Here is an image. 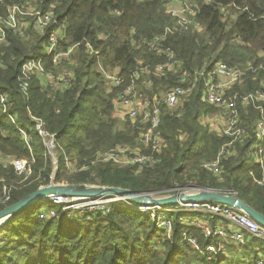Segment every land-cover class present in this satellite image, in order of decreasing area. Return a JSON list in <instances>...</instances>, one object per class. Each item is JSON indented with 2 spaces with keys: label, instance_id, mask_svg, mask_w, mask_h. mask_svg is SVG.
<instances>
[{
  "label": "trees",
  "instance_id": "trees-1",
  "mask_svg": "<svg viewBox=\"0 0 264 264\" xmlns=\"http://www.w3.org/2000/svg\"><path fill=\"white\" fill-rule=\"evenodd\" d=\"M27 1H36L37 7L43 10L52 7L59 22L67 24L61 48L73 44L77 48L71 56L73 64L55 65L44 52V42L53 26L45 36L29 31L22 37L9 31L7 41L0 46V90L10 95V111L18 122L15 125L0 110V151L18 159L30 158L33 170L25 179L12 165L6 168V163L0 162V211L52 180L54 160L45 138L37 131L34 116L42 119L45 130L55 136L56 152L64 153V163L58 162L56 182L115 186L158 195L193 184L231 191L264 214V185L254 179L261 178L260 167L251 163L245 169V179L239 180L240 171L249 159L248 150L255 135L253 123L259 114L251 105H239L243 120L240 127L245 133L233 142L236 154L222 161L219 175L205 170L202 164L215 159L220 148L234 138L210 131L200 123L202 115L213 107L202 100L201 90L184 99L187 100L184 109L183 106L178 110L162 106L160 130L166 144L156 156L154 167L139 169L95 162L96 154L102 150L121 143L136 144L140 129L138 123L121 121L114 115L116 91L109 90L100 69L91 76V65L93 62L98 65L99 57L106 68V65L119 66L126 79L139 67L140 59L150 66L162 63L164 57L144 46L134 48L131 38L152 39L164 34L163 43L176 53L189 72L209 71L218 61H224L250 68L236 90H259L264 82V0H196L197 14L193 20L201 29L194 24L178 29L177 18L167 11L169 0H4L7 5ZM3 11L0 1V12ZM174 27L166 33L167 28ZM86 42L98 54H89ZM39 58L56 74L61 73L57 69L63 65L71 66L75 78L70 87L60 91L34 79L29 96H24L18 84L22 65ZM168 84L175 83L156 79L153 88L144 92L153 97ZM19 127L32 138V150L25 144ZM67 160L75 171H69ZM5 185L11 200L2 204ZM131 203L134 206L117 202L108 205L107 210L80 212L84 216L82 221L67 218L61 206L53 207L54 217H35L37 208L44 209L43 204H35L20 212L21 217H26L25 222L20 221L9 230L7 237H0V264H233L225 255L209 259L190 242H179L182 235L195 238L201 250L220 242V237H205L203 228L193 225L191 220L184 224L183 219L188 216L204 218L205 213L182 208L168 213L173 219L176 244L166 239L163 246L155 249L151 244L159 234H165V229L155 228V221L137 210L136 202ZM209 217L213 225L220 219L216 215ZM255 240L251 241L253 246L258 245ZM227 248L231 252L248 249L237 244H229ZM256 259L255 255L249 264Z\"/></svg>",
  "mask_w": 264,
  "mask_h": 264
},
{
  "label": "built area",
  "instance_id": "built-area-1",
  "mask_svg": "<svg viewBox=\"0 0 264 264\" xmlns=\"http://www.w3.org/2000/svg\"><path fill=\"white\" fill-rule=\"evenodd\" d=\"M0 1L4 5V11L0 12V46L7 41V33L9 31L19 36H24L27 29L32 27L39 34L43 33L45 36L49 28L53 26L49 32L48 39L44 42L46 56H49L55 65L62 62L73 64L71 56L73 50L77 48V44L70 45L66 49L61 48V44L66 38L67 24L59 22L52 7L48 10H43L31 1L12 5L5 4L4 0ZM196 7V0H184L183 8L177 9L170 6L167 8V11L177 18L176 27L178 29H180L179 26L186 28L192 24L196 25L197 29H201V25L193 20V16L197 14ZM115 12L117 14L120 13L119 11ZM173 29L175 27L167 28L166 33L172 32ZM132 33H135L134 30ZM164 37L165 35L163 34L152 39L143 37L139 39L131 38V45L134 48L137 49L144 46L150 52L164 57L162 63L150 66L140 59L138 60L139 67L132 71L129 79L121 75L120 69H116L114 72L108 71V69L101 70L105 82L116 91L113 99L114 115L120 120L124 119L130 120L132 123H138L140 136L138 138V146L119 145L102 150L96 154L95 162H112L119 166H139L140 168L154 167L157 163L156 156L166 144L160 130L162 106L178 110L182 99L190 97L195 89V85L199 83L201 84L202 100L214 108L222 110V116L219 118V121L224 128L214 132L234 138L233 141L220 148L215 159L203 162L202 167L214 175H219L222 161L236 154L233 142L245 133V130L240 127L243 120L240 116L239 105H251L259 114L253 123L255 135L254 142L248 150V158L252 163L260 167L262 176L261 178L255 177L254 179L258 184L264 185V82L261 84V89L256 91L241 92L236 90V86L242 83L243 75L250 68L245 69L242 66H232L224 61H218L209 71L198 70L189 72L176 53L163 43ZM86 48L89 53L95 52L94 47L89 42H86ZM95 54H98V51ZM166 76L173 77L175 85L168 86L169 88L164 93L161 90L162 93H159V95L155 94L153 97L145 94L143 89H152L156 79H163ZM74 78L73 71L64 70L60 74H56L51 69H47L44 60L39 58L24 62L18 76V84L23 95L29 96L34 79L41 80L42 84H48L52 89L65 91L70 87ZM7 95L9 99H7ZM0 97L1 107L4 104L10 106L9 94L0 92ZM41 123L37 126L38 133L45 138V143L50 150L55 149V136L45 130L43 122ZM19 130L24 137L25 144L32 150V138L25 129L19 127ZM1 161L12 165L16 173L19 176H24L25 179L29 178L33 172L30 160V162H27L0 152ZM66 165L69 171H75L69 162ZM81 169H84V167ZM177 192H182V187H176L171 193L160 196L167 197ZM2 193L3 199L1 203L7 204L11 200L10 190L7 185L3 187ZM222 193L235 196L231 191ZM44 199L48 200L46 201L48 204L62 206L65 212L70 213L75 211L73 209L74 204H81L82 207L78 209H85L86 211L107 210L106 205H112L117 202H125L128 205L134 206L131 203L134 201L113 196L96 199L88 198L86 200V198L68 195H50ZM77 200H80V202H77ZM100 205L104 208H100ZM178 205L177 207H173L138 204L136 209L142 213H145V209L151 211L149 216L155 221L157 228L165 229L164 235L171 232L169 226L163 224L165 216L170 215L168 213L177 210V208L199 212H202L201 210H208L211 215L219 216L225 222H218L216 225H213L211 217L208 216L206 221L198 223L197 226L203 228L205 237L212 239L220 237V242L218 244H210L204 250H201L197 246L195 238L185 237L182 243L190 242L201 252L207 254L209 259H212L214 255L226 253L223 244L225 246L229 244L242 245L256 253L257 259L253 264H264V257L260 256L261 252L264 253V226L252 219L247 213L228 205L207 201H191ZM160 215H164V217ZM171 221L173 222V219ZM253 239L259 240L263 245L253 246L251 244ZM167 240L171 243L174 242V238L172 239L171 236Z\"/></svg>",
  "mask_w": 264,
  "mask_h": 264
},
{
  "label": "rangeland",
  "instance_id": "rangeland-1",
  "mask_svg": "<svg viewBox=\"0 0 264 264\" xmlns=\"http://www.w3.org/2000/svg\"><path fill=\"white\" fill-rule=\"evenodd\" d=\"M34 4H36V1H32ZM183 4H184V0H169L168 1V5H167V8H169L170 6L173 8H177V9H180V8H183ZM232 17H234V16H232ZM29 31H33V32H36L38 35H43V33L42 34H39L37 31H35L32 27H30L29 29H27V32H26V34L29 32ZM25 34V35H26ZM24 35V36H25ZM23 37V36H22ZM95 49V48H94ZM75 50H76V48L73 50V53L75 52ZM97 51H96V49H95V52L94 53H89V54H95ZM72 53V54H73ZM99 60H101V61H98L99 62V64L97 65L95 62H93V64L91 65V76L92 75H94L96 72H97V70H99L100 69V71L103 69H108V71H112V72H114L116 69H120V67L119 66H116V67H114V66H112V65H106L108 68H106L105 67V65L103 64V61H102V58H100L99 57ZM46 64V63H45ZM99 66V67H98ZM46 67H47V65H46ZM67 68V69H66ZM47 69H49V68H47ZM64 70H73L72 69V67L71 66H65V65H63L62 66V68L60 67L59 69H57V73H59V72H62V71H64ZM165 79H167V80H171V82H173V83H175L174 82V80L172 79V78H170V76L168 77V76H166L165 77ZM172 85H175V84H168L167 86H165L163 89L164 90H162L163 91V93H164V91L167 89V88H169V87H171ZM169 86V87H168ZM109 87V86H108ZM167 87V88H166ZM111 89V87H109V90ZM200 90H201V86H200V84L199 83H197L196 85H195V89H194V91L192 92V94L194 95L197 91H199L200 92ZM143 91H144V89H143ZM162 91H160V93H162ZM0 92H3V91H1L0 90ZM7 93V92H6ZM8 94V93H7ZM159 95V94H158ZM10 96V95H9ZM192 96V95H191ZM7 99H9V97H8V95H7ZM185 99V97L182 99V101H181V107L183 106V109H184V105L183 104H185L184 102H186L187 100H188V98H187V100L185 101L184 100ZM0 101H1V97H0ZM11 106H12V104H10V106H7V104H4V106L3 107H1L0 106V110H1V112L3 113V114H5V115H7V116H9L11 119H12V122L15 124V125H17L18 126V122H17V118L15 117V115H12L11 114V111H10V108H11ZM211 107V106H210ZM212 108V110L210 111V112H207V113H205V114H203L202 115V117L200 118V123H202L203 124V122H205V124H203L204 125V127L205 128H207L208 130H210V131H219V130H221L222 128H224V126H222L221 124H220V121H219V118L222 116V110L220 109H217V108H213V107H211ZM32 120L35 122V124H36V126H38L39 124H42L41 122H43V126H44V121L42 120V119H40V118H36V117H32ZM41 121V122H40ZM121 121H126V120H124V119H121ZM127 122L128 123H132L130 120H127ZM134 124V123H133ZM124 128V126H120V129H123ZM136 140H137V143L136 144H134V142H132V143H121L120 145H128V146H131V147H135V145H137L138 144V137L136 138ZM115 146H119V145H115ZM115 146H113V147H115ZM111 148V147H110ZM1 152V151H0ZM1 153H3V152H1ZM51 153H52V159L54 160L53 161V176L55 175L56 176V172H57V168H58V162L60 163V164H62V163H64V159H65V156H64V153L61 151V150H58L57 152H56V150L55 149H52L51 150ZM3 154H5V155H9V154H6V153H3ZM56 156H57V159H58V161H57V159H56ZM20 159H23V160H25V161H27V162H30L29 160H30V158H28V157H21ZM67 162H69L70 163V161H66V163ZM251 160L250 159H248V161L245 163V165L243 166V168L241 169V171H240V176H239V180L240 181H243L244 179H245V177H246V174H245V169L248 167V166H250L251 165ZM7 164V163H6ZM73 164V163H72ZM8 166H10V164H7V165H5L4 167H8ZM137 167H139V166H137ZM145 168V167H144ZM139 169H143V168H140L139 167ZM52 176V177H53ZM54 182L57 184V185H66L67 183H59V182H56L55 181V179H54ZM50 183H51V181H50ZM182 187V186H181ZM208 187H204V186H198V185H193V184H190V185H188V186H183L182 187V192L183 191H189V192H201V191H203V190H206ZM153 196H154V198H159V197H162V196H160V195H158V194H153ZM82 198H86V200H88V197H82ZM91 199H93V198H91ZM46 201H48L47 199H42V200H40L37 204H39V205H42V207L44 208V209H38L37 208V210H36V213H35V217H39V218H46V217H50V216H55L56 215V209L55 208H53L54 206H59V205H51V204H48ZM77 202H80V200H77ZM93 202V201H92ZM45 205V206H44ZM75 206H73V209L75 210L74 212H72V213H67V212H65V210H64V208H63V210H64V212L66 213V217L67 218H73V219H75V220H77V221H82L83 219H84V216L82 215V214H80V212H83L84 213V211H86L85 209H78L79 207H82L81 206V204H74ZM106 207V209L107 208H109L107 205L105 206ZM100 208H104L102 205H100ZM88 210H92V209H88ZM145 211V213L147 214V215H150V212L151 211H149V210H147V209H145L144 210ZM192 211H195V210H192ZM202 211V213H205V217L204 218H199V217H191V216H188L186 219H183V221H184V224H188V222H190V220L193 222V225H197L198 223H201V222H203V221H206L207 220V217L210 215L211 216V213L208 211V210H201ZM196 212V211H195ZM199 212V211H198ZM79 215H80V217H79ZM20 216V217H19ZM22 216V213H19V214H17V215H15L14 217H12V218H10L9 220H7L3 225H1L0 226V237H2V236H5V237H7V235L10 233L9 232V230H12L13 228H15L18 224H19V222L21 221V222H25V220H26V217L24 216V217H21ZM161 217H164V215H160ZM9 222V223H8ZM7 223H8V226H6L7 225ZM163 224H165V225H168L169 226V228H170V230H171V232L169 233V234H166V235H164V236H161L160 234H159V236L160 237H156L155 239L157 240L155 243H153V244H151V246L152 247H154L155 249H158L159 247H161V245H162V242L163 241H165L166 239H168V237H170L171 236V238L173 239L174 238V236H175V231H174V228H173V222L171 221V219H170V215H166L165 216V219H164V222H163ZM153 225H154V227L156 228V225H155V222L153 223ZM186 236L185 235H182V236H180L179 237V242L180 243H182V240L185 238ZM170 242V241H169ZM172 245H175L176 244V242H172L171 243ZM224 245V248L227 250V252L224 254V252L221 254V255H225V256H227L228 258H230L231 259V261H232V263L233 264H238V263H247L248 262V264L252 261V258L253 257H255V255H256V253L255 252H253V251H251L250 249H247L246 251H242L241 252V249H239V250H237V252H231V251H229V248H227V245L225 246V244H223ZM163 246V245H162ZM247 248V247H246ZM164 249V247L161 249V250H163ZM197 249V248H196ZM244 249V248H243ZM197 250H199V249H197ZM202 254H205L204 252H201ZM220 255V256H221ZM214 256H216L217 257V255H214ZM219 256V255H218ZM261 257H264V253L263 252H261V255H260ZM208 258H209V256H208ZM239 260H241V261H239Z\"/></svg>",
  "mask_w": 264,
  "mask_h": 264
},
{
  "label": "water",
  "instance_id": "water-1",
  "mask_svg": "<svg viewBox=\"0 0 264 264\" xmlns=\"http://www.w3.org/2000/svg\"><path fill=\"white\" fill-rule=\"evenodd\" d=\"M55 175L52 177L51 183L38 188L36 191L28 194L18 202L11 204L5 209L0 211V226L7 220L25 211L31 206L37 204L40 200L50 196H64L71 197H89V198H102V197H118L134 201L138 204L147 205H162L173 206L175 204L207 201L212 203H220L231 206L233 208L242 210L247 213L252 219L264 226V214L258 212L243 200L231 195L224 194L219 190L207 188L197 193L177 192L171 196L154 198L153 193H142L134 190L115 187V186H99L90 184H66L57 185L54 182Z\"/></svg>",
  "mask_w": 264,
  "mask_h": 264
},
{
  "label": "crops",
  "instance_id": "crops-1",
  "mask_svg": "<svg viewBox=\"0 0 264 264\" xmlns=\"http://www.w3.org/2000/svg\"><path fill=\"white\" fill-rule=\"evenodd\" d=\"M185 193H190V192H189V191H186ZM217 217L220 218L218 222H223V223L225 222L224 220H222L221 217H219V216H217ZM218 222H217V223H218ZM217 223H216V224H217ZM216 224H214V225H216ZM253 240H255V239H253ZM255 241L258 242V243H257L258 245H256V246H262V245H263V243H261L259 240H255ZM226 252H227V250H226Z\"/></svg>",
  "mask_w": 264,
  "mask_h": 264
},
{
  "label": "bare ground",
  "instance_id": "bare-ground-1",
  "mask_svg": "<svg viewBox=\"0 0 264 264\" xmlns=\"http://www.w3.org/2000/svg\"><path fill=\"white\" fill-rule=\"evenodd\" d=\"M89 198V197H88ZM91 199V198H90ZM92 202V201H91ZM118 205V204H117ZM116 208V207H115Z\"/></svg>",
  "mask_w": 264,
  "mask_h": 264
}]
</instances>
